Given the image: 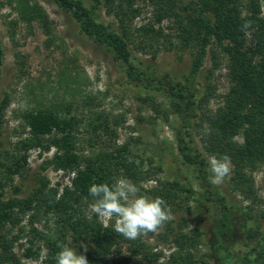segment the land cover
<instances>
[{"label":"trees","instance_id":"trees-1","mask_svg":"<svg viewBox=\"0 0 264 264\" xmlns=\"http://www.w3.org/2000/svg\"><path fill=\"white\" fill-rule=\"evenodd\" d=\"M53 1L76 22L83 34L103 46L124 67V84L135 90L141 101L150 100V92L160 93L169 99L172 113L180 120L179 127L175 129V138L182 163L195 169L197 179L206 192L203 198L219 206L221 211L222 216L215 231L220 234L234 232L237 225L232 221V213H237V206L216 188L217 184L210 183L212 173L208 158L192 145L193 138L188 140L187 137L195 130L202 137L206 154L228 156L234 168L231 180L236 190L251 204L259 202L255 195L254 179L249 173L264 164V0H149L154 8L155 23L149 22L137 29H133V25L141 9L134 7L135 0H120L118 4L116 0ZM102 7L106 8L108 16H113L112 22L102 18ZM15 10L21 22L27 25L37 22L48 36L47 45L52 43L51 22L38 2L15 0ZM165 20L173 24L180 43L197 49L190 74H184L180 79L159 73L137 54H150L152 59L157 57L161 46L156 44L160 38L166 37L161 28ZM155 24L159 27L156 28ZM249 38L253 43L252 48L248 47ZM218 49L228 58L227 68L232 86L223 104L214 113L198 118L197 111L207 98L205 90L197 88L199 73L208 54L217 65ZM4 59L5 48L0 42V82ZM10 103L8 95L0 100V137ZM69 114L68 110L63 114L60 109H35L23 114L30 137L21 142L22 151L34 147L48 152L54 148V155L46 161L44 169L52 167L55 171L73 176L69 178V185L65 186L60 183L51 186L48 179L43 177L33 193L22 198L7 197L6 184L0 182V264H25L14 253V243L25 232L22 225L24 219L28 217L33 225L41 212L53 215L57 225L54 237L47 239V264H56L57 253L66 244L71 247V240L75 242L78 252L86 255L88 264H106L108 255L112 251L120 252L122 244L128 245L129 255L157 261L160 254L151 253L143 241L145 231L134 239L127 238L114 230L115 219L104 226L99 216L95 213L89 215L87 209L95 202L89 194L92 184L111 185L115 184L116 178L124 177L138 185L144 175L163 172L162 165H157L152 158L144 161L129 145L92 150L90 155H81L77 138L80 120ZM97 121H100L99 118ZM98 128L107 135L113 134L105 121ZM98 128L94 126L92 130L93 137L97 136L89 140L91 148L101 140ZM240 134L243 137L241 144L234 141ZM1 157L10 162L0 163L3 179L23 175L27 165L26 155L3 154L0 149ZM144 162L148 171L143 170ZM147 192L152 198H162L168 210L177 206L178 193H185L188 198L195 196L191 188L178 181H158V185ZM237 216L242 220L239 227L243 228L247 239L261 236L253 249L257 252V258L253 261L258 262L264 258V234L261 230L264 210L259 218L252 217L251 210L237 213ZM250 221L255 223L253 228L247 227ZM8 227L11 231L19 228L20 234L10 239ZM29 232L32 238L39 233L33 226ZM169 235H173L177 249L167 264H198L192 250L197 247L203 234L198 229L192 235L175 233L170 229L161 237L168 240ZM31 255L32 250L27 249L26 256ZM228 258L225 255L219 260L226 264ZM246 262H252L249 254L242 263L248 264Z\"/></svg>","mask_w":264,"mask_h":264},{"label":"rangeland","instance_id":"rangeland-1","mask_svg":"<svg viewBox=\"0 0 264 264\" xmlns=\"http://www.w3.org/2000/svg\"><path fill=\"white\" fill-rule=\"evenodd\" d=\"M33 2H38L44 8L51 22L53 39L49 46L46 42L48 36L37 22L27 25L19 20L15 0H0V42L5 48L0 100L8 95L11 101L0 137V149L3 154L6 152L27 157L23 175L16 174L8 180L3 179V168L0 167V182L6 184L7 197L22 198L33 193L39 179L43 177L48 179L51 186L58 183L62 186L69 185V178L73 174L65 175L52 167L44 169L46 161L54 155V148L48 152L34 147L26 152L21 149V142L30 137L29 129L25 127L23 120L26 111L60 109L65 114L68 110L69 115L80 120L77 138L78 152L81 155H90L92 150L129 145L144 161L152 158L157 165H162L163 172L143 176V180L137 185L140 195L151 197L147 191L156 187L158 181H178L195 192L192 198H188L185 193H178L177 206L169 210L171 219L155 230L145 231L143 241L151 253L160 254L157 261L129 255L128 245L122 244L120 252L112 251L108 255L106 264H167L171 254L177 249L173 235H169L168 240L161 237L170 229L175 233L183 232L188 235L198 229L203 234L197 247L192 250L198 264H222L219 257L225 255L229 257L226 264H243L247 254L252 262L246 263L264 264V258L258 262L253 261L257 258V252L253 249L261 240V236L253 240L247 239L243 228L239 227L242 220L237 216V213L251 210V216L259 218V214L264 210V164L249 173L254 179L255 195L259 200L256 204H251L250 200L245 199L239 190H236V185L231 180L234 169L231 164L229 174L216 188L236 204L237 213H232V221L237 226L232 233L216 232L215 227L222 216L221 211L219 206L203 198L206 192L197 179L195 169L182 163L175 138V129L179 127L180 120L172 113L169 99L160 93L150 92V100L141 101L137 92L124 84V67L116 62L103 46L83 34L76 22L53 0ZM119 2L120 0H116V4ZM134 3V7L141 9V14L135 18L133 29L149 22L155 23L154 8L149 0H135ZM106 11L105 7L101 8L102 18L112 22L113 16H108ZM155 25L156 28L159 27ZM172 25L168 20L161 24L166 37L160 38L159 43L156 42L158 44L155 43L161 46L155 59H152L150 54H137L151 63L159 73L180 79L182 75L190 74L197 49L180 43ZM248 47H253L251 38ZM227 65L228 58L220 49L217 65L213 63L211 54L206 57L199 73L197 88L204 89L207 98L197 111L198 118L214 113L229 94L232 82ZM98 118L100 121H97ZM104 121L108 123L113 134L107 135L104 130H99L100 123ZM93 125L98 128L101 140L91 148L88 143L93 137ZM190 133L187 139L193 138L192 145L209 159L211 156L205 153L201 135L195 130ZM234 141L241 144L242 135L236 136ZM0 163L10 164L3 157L0 158ZM143 170L148 171L145 162ZM121 179L125 178L118 177L115 183ZM15 189L19 191L16 192ZM87 213H94L90 206ZM98 218L104 226L109 220L115 219L114 216ZM22 225L25 232L14 243V253L25 264H47L46 243L49 237H54L57 226L55 217L41 212L34 219L33 225L28 217ZM32 226L39 232L35 238H32L29 232ZM254 226L252 221L247 223L248 228ZM8 229L10 239L20 234L19 228L12 231L10 227ZM261 230L264 234V220H261ZM71 247L78 251L73 240ZM27 249L32 250L33 255L30 257L26 256Z\"/></svg>","mask_w":264,"mask_h":264},{"label":"clouds","instance_id":"clouds-1","mask_svg":"<svg viewBox=\"0 0 264 264\" xmlns=\"http://www.w3.org/2000/svg\"><path fill=\"white\" fill-rule=\"evenodd\" d=\"M212 173L210 183L220 184L229 174L231 160L228 156H211L208 159ZM139 188L129 179H121L115 184H92L89 194L95 202L90 209L100 217H115L114 230L134 239L142 232L157 229L171 219L162 198L140 195ZM56 264H88L85 254L79 253L69 244L64 245L56 255Z\"/></svg>","mask_w":264,"mask_h":264}]
</instances>
